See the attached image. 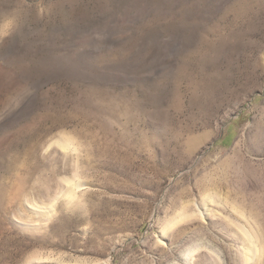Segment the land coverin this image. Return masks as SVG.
<instances>
[{
	"label": "rangeland",
	"instance_id": "rangeland-1",
	"mask_svg": "<svg viewBox=\"0 0 264 264\" xmlns=\"http://www.w3.org/2000/svg\"><path fill=\"white\" fill-rule=\"evenodd\" d=\"M0 264H264V0H0Z\"/></svg>",
	"mask_w": 264,
	"mask_h": 264
},
{
	"label": "bare ground",
	"instance_id": "bare-ground-1",
	"mask_svg": "<svg viewBox=\"0 0 264 264\" xmlns=\"http://www.w3.org/2000/svg\"><path fill=\"white\" fill-rule=\"evenodd\" d=\"M249 250V249H248Z\"/></svg>",
	"mask_w": 264,
	"mask_h": 264
}]
</instances>
